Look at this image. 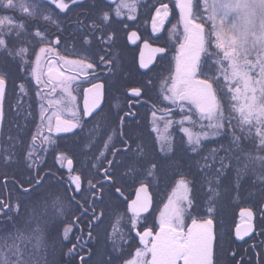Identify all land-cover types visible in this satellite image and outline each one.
Returning a JSON list of instances; mask_svg holds the SVG:
<instances>
[{
  "label": "snow or ice",
  "instance_id": "obj_1",
  "mask_svg": "<svg viewBox=\"0 0 264 264\" xmlns=\"http://www.w3.org/2000/svg\"><path fill=\"white\" fill-rule=\"evenodd\" d=\"M76 2L77 0H71L73 6L76 5ZM176 3L182 14L183 39L178 41L179 47L175 57V73L169 77L168 81L164 82V91L166 93L164 99L170 101L173 105H179L182 111L184 106H187V113L179 122L180 124L185 121L195 124L196 121L193 120V117H196L197 120L207 121L206 127L212 130L213 135L225 131L228 127H232V117L238 113L236 116V127L241 135H237L233 131L232 143L239 147L242 137L251 138L258 140L259 149L264 151V0H203V7L208 13L207 20L212 24L211 31L215 36L216 51H209L206 47L205 25L197 22L200 17L194 12V7L199 9L200 5L194 6L193 0H176ZM134 7V2L129 3L128 0H120L114 11L119 16L123 9L128 8L132 11ZM0 9L5 11L18 10L21 16L28 20L37 19L33 30L29 32L24 21L17 20L14 16H0V130H2L7 120L5 104L8 102L10 83L14 88H19L20 95L26 94L24 83L14 84L9 60L14 62L17 69L21 72H29L31 69L30 74L35 79L36 84L43 83L47 87L49 81H42L41 74L38 72L40 69V55L35 53V44L32 41L41 45L39 53L55 51L52 44L59 45L61 38L58 36L55 41L50 40L48 38L50 33L46 35L47 30L40 27L39 19L48 23H55L52 19L54 9H59L60 12L70 11L71 9L69 8V3H66L65 0H0ZM55 15H59V12H56ZM167 16L168 5L162 3L156 9V16L153 18V31H157L163 25V21ZM99 18L101 24L107 25L109 13L102 12ZM85 24H87L86 21ZM57 27L59 26L57 25ZM89 31L93 39H96L95 33L97 31L103 33L100 37V42H104L105 36L109 41L112 39L111 36H107L104 33V29L95 21L89 26ZM173 31H175V26H173ZM29 37L31 39H28ZM17 43L21 45L28 44L33 48V51L29 52L26 47H16ZM90 44L91 41L88 39V34H85L82 38V45L89 46ZM145 46L148 47L147 42ZM153 51L158 53L166 52L164 48H155ZM84 52L83 59H65V63L79 66L81 73L87 76V70L94 69L95 64L88 62L89 59L93 58L88 47H85ZM30 55H35L34 62L25 59L26 56ZM77 55L81 54L77 53ZM213 57H215L214 60H212ZM99 59L101 63L106 62L104 56H100ZM33 64L35 67H33ZM141 66L144 68L148 67L143 61ZM257 68L259 69V74L258 78H255L250 73ZM48 71L50 74L56 72L61 90L65 95L55 101L49 100L47 106L41 104V123L43 124L46 118V108L54 104L58 109L57 112H53L55 117L54 131L56 133L73 132L74 129L81 127L79 121L83 117H93L97 114L103 85L93 84L90 89L85 90L84 108L81 115H77L75 111H72L71 120H62L60 113L69 111V106L76 99L72 96L69 84L73 77H66L53 67H49ZM132 91L136 95H140V89H133ZM89 93L92 94L91 101L89 100ZM8 103L10 104V102ZM16 107L18 110L23 108L19 95L16 100ZM226 112L228 113L227 116L225 115ZM155 115L156 113L153 112L154 117ZM25 119H27V116ZM120 119L123 122L125 118L121 117ZM47 120L48 132L52 133V118L47 117ZM171 124V120L166 121L165 134L157 136V140L162 142L160 151L164 152L166 156L168 153H171L172 156L176 155V152L173 151L172 143L166 135L167 128ZM124 126L126 127L127 125ZM19 127L23 128V126ZM203 127L200 132H193L189 128L182 129L187 136L186 146L192 152L199 153L202 150V139L207 138L209 135L208 132L203 131ZM154 130L158 133L160 131L158 128ZM120 134L121 136L126 135L123 131ZM38 137L41 138L42 144L45 142L55 143L50 135L43 136L38 127L37 132L31 136L28 151L23 155L26 167H31L29 162H38V158L35 161L33 159L34 150L37 147L35 141ZM9 139L13 142L12 148H14L17 144V137H9ZM111 141L112 136H109L108 141L104 143V148L112 151L114 157L120 156L121 150L114 149ZM121 143L127 148L125 155L133 153L128 164L129 176H138L140 174L138 166L145 163L150 165L146 169L147 176L145 178L152 177L162 167H178L175 161L165 165L160 160H155V157H148L146 145L137 144L136 149L133 150L127 146L123 139ZM180 147L183 148L184 145L182 144ZM12 148L7 149L2 156L5 165H12L18 162ZM218 151L217 149H211L208 156L203 157L206 162L201 166L202 169L214 168ZM100 155L103 157L104 153L101 152ZM224 159H230V157L220 158L221 169L216 170L217 175L226 167L223 163ZM245 159L248 163L244 165V169H247L257 161L264 167V156L245 154ZM67 163L68 167L71 168L72 160L68 159ZM108 165L109 167L104 170V177L110 183H114L113 177L116 173L112 169L120 165L115 160L108 161ZM244 169L237 170V181H239L240 172ZM80 180L81 177L79 175L71 178V181L75 183L73 191L77 194L81 191ZM261 180L264 181V177H261ZM23 183L28 185L27 188H23V185H21L26 195H31L32 193L39 195L37 190L44 187L42 181L35 178L26 179ZM98 183L102 190L105 185ZM190 183L181 175L180 180L177 182V188L173 190V195L169 197V202L165 205L164 212L161 213L159 232L152 239H147L152 236V230L149 228H145L142 233L137 232L143 247L136 249L135 259L124 261L123 264H214L213 242L217 241L218 243L219 238L213 231L212 217L217 211L214 197L218 193L215 188L211 187L212 182L209 181V192L212 195L208 197L207 218L199 221L193 219L192 227L188 229L187 233H184L182 230L184 214L195 207L193 203L195 199L194 192L191 197L188 195L190 191L195 189V184H192L190 189ZM88 184L90 195L93 197L99 196L102 200L103 191L98 193L96 185L92 184L90 180ZM237 188H239V183H237ZM115 191L120 192V188H115ZM139 192L146 193L147 185L141 182L138 194ZM45 195L50 198L51 207L57 211L49 215L46 220L41 221V214L37 210L42 207L46 212L49 206L48 201L35 205L33 207L34 216L30 220L35 219L37 223L34 229H26L30 233L41 232L42 223L44 225L52 221H56L57 224L64 223V220L60 219L64 215V201L62 198L58 195L53 197L51 192H46ZM258 195L261 199H264V188L260 190ZM148 203V198L145 196L143 201L138 197L136 201L129 205V210L132 212V215L128 217L130 231L136 228L140 213L147 211ZM84 205H89L87 197H84ZM84 205L77 202L76 208L80 212V216L76 218L75 224H84L88 229V238L92 240L94 239L92 232L103 223L104 213H98L95 208L91 206L85 207ZM26 208L27 205L21 202L12 204L9 201L0 200V216L5 217L6 222L9 223L15 217L21 215ZM89 210L92 213L91 216L88 215ZM248 215L251 217V211H248ZM123 218V215L118 216L117 223ZM72 227L73 224L71 222L64 227L65 239H68V234L72 231ZM17 231L18 235L12 239V243H8L7 238L0 237V264H34L30 254L16 243L17 239L25 240L29 237L24 236L19 230ZM80 231L83 232V229H80ZM113 233L114 235L110 236L109 239L112 240L113 248L116 249L119 247L120 242L124 240V233L116 225H113ZM116 233H119L118 238L115 235ZM237 235H239V231ZM76 239L79 241L81 237L77 236ZM35 240L37 246H39L41 236L35 235ZM149 245L151 246L149 247ZM79 246L74 244L68 250V254L71 255ZM5 250L10 253V256L6 255ZM149 256L150 260L148 259ZM117 259L119 258L117 257ZM81 261L83 262V257H81ZM97 264H113V259L101 258Z\"/></svg>",
  "mask_w": 264,
  "mask_h": 264
},
{
  "label": "flooded vegetation",
  "instance_id": "obj_2",
  "mask_svg": "<svg viewBox=\"0 0 264 264\" xmlns=\"http://www.w3.org/2000/svg\"><path fill=\"white\" fill-rule=\"evenodd\" d=\"M65 2L69 3L70 11L60 12L59 9H54L52 13L56 21L59 19L65 21L61 25L57 23L59 27L56 25V33L52 36V41H55L59 36L61 38L60 43L59 45L53 43L52 47L55 48V51L49 52L45 56L41 54L43 57L40 59L38 72L41 74V80H48L49 84L45 87L43 83L37 85L35 81L31 95L24 94L20 98V103L23 105L21 110L16 107L17 98L10 101L9 97L11 95L8 93L7 100L10 104L6 102L5 110L14 115L20 114L19 116H7L2 130H0V135L2 133L3 145L8 148L12 147L13 143L9 137H17V144L12 149L24 154L28 151L31 136L37 132L38 127L43 136L50 135L55 142L54 144L47 142L42 144L41 138L38 137L35 141L37 147L34 150L33 158L34 161L38 158V162H29L34 168L40 165L44 167L45 162H49L48 166L52 171H45L39 176L34 175L33 178L42 181L44 176L48 174L52 179L53 197L58 195L66 201L65 209L68 211L66 223L57 224L54 221L55 240L52 247V264H97L101 258H112L113 264H123L124 261L135 259L136 249L143 247L137 232L142 233L145 228L151 229L152 236L147 239L154 238L159 232L161 213L164 212V207L167 204L166 202L169 201L170 195L169 190L159 191L157 188L158 183H156L158 179L147 178L145 180L148 181V184H146L127 176V172L125 176H122V171L116 170L119 166L112 169L116 173L113 177L114 183H110L104 177V170L109 167L108 161L115 160L120 166L130 163L133 153L124 154L127 153V148L121 143V140L127 142L128 138L121 136L120 133L123 131L127 135L128 131L120 127L122 123L120 118L123 117L132 121L137 111L141 109V105L146 104L147 101L142 98L140 88L128 86L122 91L119 90L118 83H115L116 87L111 92L114 101H109L105 105L107 90L104 80L100 78L104 79L110 76V66L97 64L94 69L87 70L88 75L85 76L81 73L79 66L65 63V59L84 58V49L85 47L89 48V46L82 45V38L85 34H88L89 40L92 38L89 26L93 21L104 29L107 36L113 38L117 34L119 36L124 34L126 43L128 33L131 31L138 33V31L132 27V16L130 15L132 12L128 11L127 8L122 10L121 15H116L114 10L119 3L118 0H115V2L113 0H77L75 6L72 5L71 0H65ZM159 7H155V11ZM56 12H59V15H55ZM102 12L109 13L107 25L101 24L99 17ZM155 16L156 13L152 14L146 28L149 36L163 40L169 39L171 37L169 27L164 29V25L170 20L169 13L163 21V25L157 31H153V18ZM85 21L87 24H85ZM102 35L103 33L97 31L95 33L96 40H100ZM138 35L140 41L149 42L142 39L139 33ZM61 41H66V43H61ZM156 46L164 48L167 52V48L160 45ZM130 47H136L137 56L139 44ZM77 53L81 55H77ZM161 56H158L157 59ZM88 62L90 63V59ZM49 67L58 69L66 77H73L69 84L72 96L76 99L69 106V111L60 113L62 120H71L72 111H75L77 115H81L84 108L85 90L94 83L101 82L103 84L101 108L95 116L83 117L79 121L81 127L74 129L73 132L56 133L54 131L55 117L53 112L58 111L54 104L46 108V118L43 124L41 123V104L47 106L49 100L55 101L65 95L61 90L59 81L51 80L48 77ZM91 78L97 80L91 82ZM133 89H140V95H134L131 92ZM26 116L27 119H25ZM47 117L52 118V133L48 132L46 126L48 124ZM19 126H23V128ZM109 136H112L111 145L114 146V149L121 150L120 156L114 157L112 151L104 148V143L108 141ZM127 146L133 150L136 149V146L129 144ZM101 152L104 153L103 157L100 155ZM121 158L130 160L126 162L122 161ZM68 159L72 160L71 168L68 167ZM76 175L81 177V191L79 194L73 191L75 183L71 181V178ZM89 180L96 185L98 193L103 191L102 200L99 196L93 197L90 195ZM98 182L105 185L102 190ZM141 182L147 185L151 205L147 212L140 213L136 228L130 231L128 217L132 215V212L129 210L128 204L134 198ZM117 187L120 188V192L115 191ZM262 188L264 186L252 187L249 189L251 191L238 194L237 202L227 204L225 208L217 210L212 217L213 231L219 238L218 243L217 241L213 242L214 264H264V234H262L264 233V199H261L258 195ZM84 197L88 198L89 205H84ZM199 201L201 202L198 203V206L204 205L202 200ZM77 202L85 207L95 208L98 213H104L103 223L92 232L94 237L92 240H89L88 229L84 224H75L76 218L80 216V212L76 208ZM248 211H251V217H249ZM91 214L89 210L88 215L91 216ZM120 215H123L124 218L117 223V217ZM205 218L207 216L203 214L202 209H199L194 217L186 218L184 214L183 232L187 233L188 229L192 227L193 219L199 221ZM70 222L73 224L72 231L69 232L68 239H65L64 227ZM113 225H116L124 233V240L120 242L119 247L116 249L113 248V242L109 239L110 236L114 235ZM80 229H83V232ZM238 231L239 235H237ZM115 235L118 238L119 233ZM77 236L81 237L79 241L76 239ZM74 244L80 246L69 255L68 250ZM81 257H83V262ZM148 259L150 260V256Z\"/></svg>",
  "mask_w": 264,
  "mask_h": 264
},
{
  "label": "trees",
  "instance_id": "obj_3",
  "mask_svg": "<svg viewBox=\"0 0 264 264\" xmlns=\"http://www.w3.org/2000/svg\"><path fill=\"white\" fill-rule=\"evenodd\" d=\"M120 2V0H118ZM202 0H193V4L200 5L199 9L194 7V12L200 19L197 22L204 23L205 25V39L206 47L209 51H216L215 49V38L211 31L212 26L204 17V13L201 8ZM129 3L135 4L134 10L131 12L132 27L135 28L140 34L142 39L148 40L150 43L155 45H160L167 48L165 55L159 57L154 66L146 72H141L136 66V47H130L124 38V34L119 36L117 34L110 41L107 38L104 42L100 40L90 38L91 44L89 45V50L93 56L90 59V63L102 64L110 66V76L107 78H100L104 80L106 85V102L114 101L111 92L115 89L116 84L119 85V90H124L128 86H135L142 90V98L146 100V104L141 105V109L137 111L135 118L132 121L124 119L121 123V128L128 131L127 135L123 137L128 138L126 144L131 146H137V144L146 145V150L148 157H155V160H160L162 164H169L175 161L177 166L162 167L161 170L156 171L152 177L156 178L158 181L157 188L161 190L171 191L173 186L180 180L181 175L185 177L187 181H190L189 188H192V184H195V189L189 192V196L195 194V199L193 201L195 207L191 210V217L197 214L199 209L203 210V214L207 216L208 197L212 195L209 192V181H211V187L216 189L218 195L214 197L215 207L217 210L225 208L227 204H233L238 201L237 195L240 193H246L252 187L264 186V181L261 177H264V167L261 166L260 162L257 161L253 165H250L247 169H244V165L247 162L245 159V154H251L252 156H264V151L259 149V141L253 140L251 138L242 137L239 147L232 143V132L235 131L237 135H241L239 129L236 127L237 119L235 114L232 117L231 124L232 127H228L225 131H221L219 134L213 135L212 130H205L209 133L207 138H203L201 142V151L199 153L192 152L190 148L186 146L187 136L183 132V128H189L193 132H200L202 130L203 121L197 120L193 117L195 124L190 121H185L183 124L179 122L182 120L183 116L187 113V106H184L183 111L179 105H170L169 101H166L163 94L160 91L159 81L163 76L170 74L173 69V49L178 45L177 40L169 38L167 40L159 38H151L149 32L146 29L152 14H155V7L160 6L162 3L168 5V13L170 20L164 25V29L170 27L175 22L180 21V16L176 7V0H128ZM128 9V8H127ZM128 11H130L128 9ZM155 11V13H154ZM47 14V13H46ZM0 16H14L17 20L24 21L27 30L31 32L33 26L37 23V19L28 20L24 16H21L18 10H3L0 9ZM52 19L55 23H48L39 19V25L42 29L47 30L46 35L52 40V36L55 32V27L57 23L61 25L63 20H55L52 14ZM28 39H31L30 37ZM66 43V41H61V43ZM35 53L43 57L49 52L39 53L40 44L35 43ZM16 47H26L29 52L33 51V48L28 44H16ZM98 53V54H97ZM105 57V63H101L99 57ZM252 58V57H250ZM25 59L34 62L35 55L26 56ZM203 59V58H202ZM215 57L212 58L214 60ZM40 63V62H39ZM9 65L12 68V74L14 78V84L19 85L21 83L25 84L26 94L31 95V90L35 79L32 77L31 69L29 72H21L17 69L16 64L9 60ZM33 67L35 65L33 64ZM253 77L258 78L259 69H254L250 73ZM23 77V78H22ZM99 79V78H98ZM97 80V79H95ZM91 78V82L95 81ZM8 93L11 95L10 101H14L15 98L19 99L23 95L19 94V88L13 87L10 83L8 88ZM33 97V95H32ZM31 97V99H32ZM7 116H19L20 113L12 114L8 113ZM153 112L156 113L155 117ZM227 116L228 113L226 112ZM171 120L172 124L167 128V138L172 143L173 151L176 152L175 156L168 153L167 156L164 152H161L162 142L157 140L158 135L165 134V122ZM202 124V125H201ZM124 125H127L126 127ZM158 128L159 133L154 129ZM184 145L183 148L180 145ZM12 147H5L3 145V136L0 135V200L9 201L12 204L21 202L27 205V208L22 212L21 215L15 217L10 223L6 222V218L0 216V237L7 238L8 243H12V239L18 235V231L22 232L24 236L29 237L25 240H16V243L20 245L21 248L25 249L28 254H30L34 264H52V247L54 243V221L44 225L42 223V230L39 233H30L26 229H34L36 227L37 221L31 219L34 216L33 207L35 205L43 204L44 201H48V208L45 212L44 208H39L37 211L40 215V220H46L49 215L55 213V208L51 207V200L45 195L46 192L52 191V179L47 174L44 176L42 183L44 187L38 189L39 195L37 193H32L31 195H26L21 187H28L24 180L33 178L34 175L39 176L45 171H52L48 166L49 162H45L44 167L38 166L26 167L23 161V152H19L12 149L13 153L16 155L17 163L12 165H5L2 160V156L5 154L7 149ZM211 149H217L218 155L216 157L214 168L202 169V165L205 164L203 157L208 156ZM230 157V159H224L223 163L226 167L217 175L218 169H221L220 158ZM239 158V159H237ZM122 161H129L130 159L121 158ZM155 162V161H153ZM149 164H142L138 166L140 174L138 176H130L137 181H142L148 184L145 178L147 176L146 169ZM244 169L239 174V181H237V170ZM116 170L122 171V176L128 173V165L119 166ZM119 175V174H117ZM129 176V175H127ZM237 183H239V188H237ZM201 188V189H200ZM203 201L201 207L198 203ZM64 208V215L60 219L66 220L68 211ZM62 223V224H64ZM35 235L41 236V241L39 246L35 240ZM6 255L10 256V253L5 250Z\"/></svg>",
  "mask_w": 264,
  "mask_h": 264
},
{
  "label": "water",
  "instance_id": "obj_4",
  "mask_svg": "<svg viewBox=\"0 0 264 264\" xmlns=\"http://www.w3.org/2000/svg\"><path fill=\"white\" fill-rule=\"evenodd\" d=\"M176 7H177V10H178V13H179L180 19H181V23H182V25H183L182 14H181L180 9H179V7L177 6V4H176ZM133 34H135V35H133ZM126 39H127V43H128L129 46H135V45H138V44H139V49H138L137 56H136V63H137V67H138V69H139L141 72H145V71H147L149 68H151V67L154 65V63H155L157 57H158V56H161V55L164 54V53H158V52H154V51H153V49H155V48H162V47H159V46H156V45H152V44H150V43L147 42V41H140V37H139V35H138V33H137L136 31H131V32H129L128 35H127V38H126ZM146 42H147L148 47L145 46V43H146ZM142 61H143V63H146V64L148 65L147 68H144V67L141 66ZM47 75H48V77H49L51 80L59 81V78L57 77L56 72H53V73L50 74L49 71H48V72H47ZM97 83L103 85L101 82H97ZM97 83H94V84H97ZM92 85H93V84H92ZM92 85H91L89 88H87V89H90V88L92 87ZM131 92H132L134 95H136L133 91H131ZM88 95H89V100L91 101V96H92V94L89 93ZM84 99H85V97H84ZM102 103H103V88L101 89V98H100V101H99V109L101 108ZM99 109H98V110H99ZM98 110H97V111H98ZM139 188H140V186L137 188V190H136V192H135V196H134V198L129 202V204H128V208H129V205H130L133 201H136V200L138 199V197H139V199H140L141 201H143V200L145 199V196H147L148 201H149V203H148V208H147V211H148V210L150 209V205H151V199H150L149 192H148V190H147L146 193H145V192H139V194H138V189H139ZM147 211H144V212H141V213H145V212H147Z\"/></svg>",
  "mask_w": 264,
  "mask_h": 264
},
{
  "label": "rangeland",
  "instance_id": "obj_5",
  "mask_svg": "<svg viewBox=\"0 0 264 264\" xmlns=\"http://www.w3.org/2000/svg\"><path fill=\"white\" fill-rule=\"evenodd\" d=\"M201 4L203 5V0L201 1ZM201 10L204 13L203 14L204 17L207 20V15H208L207 10L204 9V7H202ZM209 23L212 26L211 22H209ZM173 26H175V31H173ZM169 33H170V36H171L170 38H172L173 40H177V43H178L179 40H182L183 39V26H182L181 21H178V22H175L174 24H172L169 27ZM213 36H214V34H213ZM214 38H215V36H214ZM178 47H179V44L177 46H175V48L173 49L174 53L172 54V58H173V69H172V71L170 72V74L163 76L162 79L159 81L160 83H158L159 87H160V91L163 94V97L166 95V93L164 91V82L168 81L169 77L174 75V73H175V65H176L175 57H176V54H177V51H178ZM166 101H168V100H166ZM169 103H170V105H173L170 101H169ZM202 121H203V125H204L203 129L209 130L210 128L206 127L207 121H205V120H202ZM176 188H177V183L173 186L172 190L170 191L169 197L173 195V190L176 189ZM168 202L169 201H167L166 203L168 204ZM190 216H191V210H189L188 212L185 213V217L186 218H189Z\"/></svg>",
  "mask_w": 264,
  "mask_h": 264
}]
</instances>
